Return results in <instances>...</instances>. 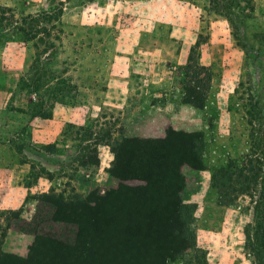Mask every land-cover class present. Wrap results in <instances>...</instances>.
Wrapping results in <instances>:
<instances>
[{
  "label": "rangeland",
  "instance_id": "1",
  "mask_svg": "<svg viewBox=\"0 0 264 264\" xmlns=\"http://www.w3.org/2000/svg\"><path fill=\"white\" fill-rule=\"evenodd\" d=\"M52 15L44 53L26 33ZM193 49L211 77L203 109L182 103ZM170 130L201 134L200 169L176 147L146 189L139 145L113 175L117 141ZM247 156L264 171V0H0V264H68L77 225V264H104L107 246L106 263L152 264L130 225L176 199L189 247L166 264H264L258 192L223 204L211 184Z\"/></svg>",
  "mask_w": 264,
  "mask_h": 264
},
{
  "label": "trees",
  "instance_id": "2",
  "mask_svg": "<svg viewBox=\"0 0 264 264\" xmlns=\"http://www.w3.org/2000/svg\"><path fill=\"white\" fill-rule=\"evenodd\" d=\"M55 15L46 18V23L37 24L34 27L28 29L26 35L30 40H34L36 45H41L44 48V53L55 45L50 41L52 35L53 25H50ZM20 31H23L20 29ZM37 50V46H34ZM193 51L190 53L187 64L182 67L181 72L185 74V77L192 82L185 88V95L182 99L183 104L191 105L198 109H203L206 106V92L210 86L211 77L209 69L200 65L196 58L193 56ZM42 77L33 80L31 84H23L26 87L39 88ZM174 135L175 138H172ZM201 134L195 133H181L169 131L167 137L164 140L156 141H142L139 139L122 138L115 143V168L113 167V175L119 179H125L127 170L122 168L124 164L131 166V159L127 157L128 154H134L137 151V146L142 145L149 150L150 153L147 162L142 164L144 173L139 177L144 179L148 185L154 183L158 177L159 166H161L166 157L171 156L176 147L180 153V161L178 165L185 164L193 169L201 168V160L199 159V141ZM178 140L180 146L174 144V141ZM51 145L41 147L48 149ZM163 160V161H162ZM260 161L257 158H250L249 156L239 164L237 161H230L226 166L216 169L212 173L211 184L216 189L220 202L223 204H229L233 199L240 195L251 194L258 192L259 201L263 203V211L261 216L262 224H258L257 229L261 232V239L264 242V171L259 165ZM179 167V166H178ZM148 170V171H147ZM129 173V172H128ZM152 173V174H151ZM131 177L138 176L131 174ZM179 190V188H178ZM43 201H51L48 196H42ZM184 205L176 199L173 205L165 207L164 205H154L147 210V216L143 222H138L134 225H130V230L141 234L146 239V242L152 246V264H166L168 260H174L176 255L187 249L188 241L184 237L183 221L181 220V208ZM97 207H93V211L97 217L99 216V210ZM105 217V216H102ZM100 224L97 219V225ZM104 223V222H103ZM147 226H151L149 230ZM35 234V243L38 241L49 240L43 236ZM80 237V227L77 225V233L75 234V240L71 243L60 244L61 250L64 252L65 258L68 260V264H77L76 261L85 257V253L81 252L78 238ZM111 246H107L103 250H100L99 260H104V264H123L115 260H111L106 263V259L111 257ZM103 251V252H102ZM7 257V256H3ZM140 258L136 256L132 259L135 264H143L135 259Z\"/></svg>",
  "mask_w": 264,
  "mask_h": 264
}]
</instances>
